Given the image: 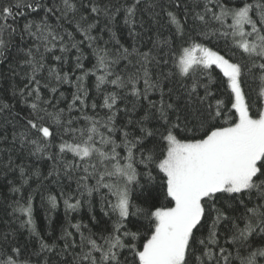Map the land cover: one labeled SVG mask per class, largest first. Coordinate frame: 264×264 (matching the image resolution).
I'll use <instances>...</instances> for the list:
<instances>
[{
    "label": "snow or ice",
    "instance_id": "6c2138e0",
    "mask_svg": "<svg viewBox=\"0 0 264 264\" xmlns=\"http://www.w3.org/2000/svg\"><path fill=\"white\" fill-rule=\"evenodd\" d=\"M0 264H264V0H0Z\"/></svg>",
    "mask_w": 264,
    "mask_h": 264
},
{
    "label": "trees",
    "instance_id": "16d2710c",
    "mask_svg": "<svg viewBox=\"0 0 264 264\" xmlns=\"http://www.w3.org/2000/svg\"><path fill=\"white\" fill-rule=\"evenodd\" d=\"M35 212H36V219H37L38 224L43 222L44 207L41 206V200L39 196L36 198V201H35ZM63 214H64V210H63V206L61 205L60 209L57 212V215L62 218Z\"/></svg>",
    "mask_w": 264,
    "mask_h": 264
}]
</instances>
